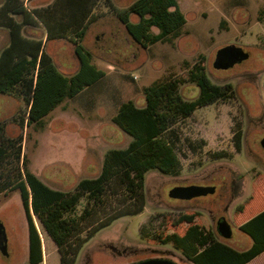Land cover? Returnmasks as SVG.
<instances>
[{
    "label": "rangeland",
    "instance_id": "rangeland-1",
    "mask_svg": "<svg viewBox=\"0 0 264 264\" xmlns=\"http://www.w3.org/2000/svg\"><path fill=\"white\" fill-rule=\"evenodd\" d=\"M5 1L0 0V6ZM23 1L33 9L54 0ZM114 1L125 7L134 0ZM179 4L187 17L182 35L144 48L105 2H100L97 12L101 17L91 24L85 44L106 76L77 97L67 98L45 117L43 127L23 128L20 120L28 108L25 100L18 94L0 93V122L6 124L11 136L24 135L23 152L30 169L53 187L73 190L80 179L101 172L107 150L128 146L132 137L113 117L124 101L144 105V87L182 77L202 56L212 81L228 87L229 98L173 122L171 131L182 162L180 174L149 171L145 211L121 217L98 231L84 245L76 264H131L149 258L194 264L172 243L160 241L169 233L185 232L189 224L179 223L185 213H198L196 222L215 231L217 221L225 216L233 228V236L225 239L228 243L245 248L253 242L239 224L256 206L246 213L237 210L253 194L264 192V0H179ZM17 18L23 19L21 15ZM154 31L159 32L157 28ZM26 33L45 38L41 25L27 26ZM9 41V30L0 27V52ZM228 44L244 47L250 58L228 70L216 69L217 51ZM47 48L64 72L77 70L79 59L69 39L49 41ZM180 91L191 99L200 89L185 82ZM238 128L243 130L241 151L234 141ZM191 184L216 185L217 191L193 200L170 197L173 187ZM86 202L83 198L76 213L82 212ZM0 219L8 232L10 251L9 257L0 251V264H29V224L18 191L0 194ZM35 220L44 242L43 264H61L56 243L37 216ZM126 247L129 249L124 252ZM255 264H264V258Z\"/></svg>",
    "mask_w": 264,
    "mask_h": 264
},
{
    "label": "trees",
    "instance_id": "trees-1",
    "mask_svg": "<svg viewBox=\"0 0 264 264\" xmlns=\"http://www.w3.org/2000/svg\"><path fill=\"white\" fill-rule=\"evenodd\" d=\"M100 2H105L144 48L172 42L182 35L187 23L179 0H134L125 7L114 0H54L33 9L23 0H6L0 6V27L9 30L10 41L0 52V93L18 94L25 100L28 108L20 120L23 128L43 127L45 117L67 98L77 97L106 76L85 44L91 24L101 17L97 12ZM40 25L46 30V39L25 33V27ZM56 39L74 44L79 66L72 74L60 70L47 48V43ZM185 82L199 87L197 97L190 99L181 93L180 85ZM143 91L144 105L124 101L113 117L132 137L128 146L107 150L101 172L80 179L73 190L53 187L32 171L23 152L24 135L11 136L6 124L0 122V194L18 191L21 195L29 224V264L44 262L43 238L35 216L56 243L61 264H76L80 251L98 231L121 217L144 212L146 174L158 169L178 175L182 169L171 131L173 122L230 96L227 86L209 77L204 56L182 77L154 82ZM242 138L243 130L238 128L234 141L240 151ZM252 197L237 210L246 213L256 206L239 224L252 238L248 248H237L217 231L197 223L195 212L180 217L179 223H189L183 234H167L160 241L172 243L194 264H247L264 252V192ZM258 197L262 200L257 203ZM83 198L87 202L82 212L76 213Z\"/></svg>",
    "mask_w": 264,
    "mask_h": 264
},
{
    "label": "water",
    "instance_id": "water-1",
    "mask_svg": "<svg viewBox=\"0 0 264 264\" xmlns=\"http://www.w3.org/2000/svg\"><path fill=\"white\" fill-rule=\"evenodd\" d=\"M250 58V52L244 47L237 44H228L217 51L214 67L219 70H228L241 64ZM261 145L264 149V137L261 140ZM217 191L215 185H177L169 191L172 198L191 200L201 196L214 194ZM218 232L225 239H230L233 236L232 224L226 219L218 222ZM0 251L7 257L10 256L9 251V236L4 222L0 219ZM131 264H180L172 259L166 258H149L134 262Z\"/></svg>",
    "mask_w": 264,
    "mask_h": 264
},
{
    "label": "crops",
    "instance_id": "crops-1",
    "mask_svg": "<svg viewBox=\"0 0 264 264\" xmlns=\"http://www.w3.org/2000/svg\"><path fill=\"white\" fill-rule=\"evenodd\" d=\"M25 33H26V27H25ZM37 37V36H36ZM44 39H46V30H45V38ZM56 40H59V39H56ZM60 70H62V69H60ZM63 71V70H62ZM76 71V70H75ZM74 71V72H75ZM64 72V71H63ZM74 72H72V73H74ZM66 73V72H65ZM72 73H70V74H72ZM66 74H68V73H66ZM103 80V79H102ZM102 80L101 81H99L97 84H99V83H101L102 82ZM96 84V85H97ZM95 86V85H94ZM121 105V104H120ZM252 245V244H251ZM251 245H249V246H247V247H245V248H248V247H250ZM43 246H44V242H43ZM233 246H235V245H233ZM235 247H237V246H235ZM237 248H240V247H237ZM245 248H240V249H245ZM45 249V248H44ZM261 258H264V252L262 253V254H260L259 256H257L256 258H254L253 260H251L250 262H248L247 264H255V262L256 261H258V260H260Z\"/></svg>",
    "mask_w": 264,
    "mask_h": 264
},
{
    "label": "flooded vegetation",
    "instance_id": "flooded-vegetation-1",
    "mask_svg": "<svg viewBox=\"0 0 264 264\" xmlns=\"http://www.w3.org/2000/svg\"><path fill=\"white\" fill-rule=\"evenodd\" d=\"M151 171V170H150ZM162 172V171H161ZM166 174V173H165ZM146 176H147V174H146ZM237 184L238 185H242V182L241 183H239V182H237ZM216 186V185H215ZM217 187V186H216ZM145 192H146V195H147V191H146V183H145ZM195 199V198H194ZM177 200H182V199H177ZM191 200H193V199H191ZM148 201V200H147ZM185 201V200H184ZM147 206V205H146ZM185 214H187V213H185ZM224 218H226L225 216H222L221 218H219V220L217 221V232H218V222L220 221V220H222V219H224ZM188 223V222H187ZM189 224V223H188ZM172 233H174V232H172ZM219 233V232H218ZM169 234H171V233H169ZM220 234V233H219ZM221 236V235H220ZM222 237V236H221ZM223 238V237H222ZM225 239V238H224ZM116 249V251H118L119 253L121 252L120 250H118L117 249V247L115 248ZM127 249H129V247H126V248H124V252H127ZM181 251V250H180ZM181 253H182V251H181ZM183 254V253H182ZM184 255V254H183ZM185 256V255H184ZM186 257V256H185ZM187 258V257H186ZM166 259H168V258H166ZM188 259V258H187ZM173 260V259H172ZM189 260V259H188ZM175 261V260H174ZM190 261V260H189ZM177 262V261H176ZM179 263V262H178Z\"/></svg>",
    "mask_w": 264,
    "mask_h": 264
}]
</instances>
